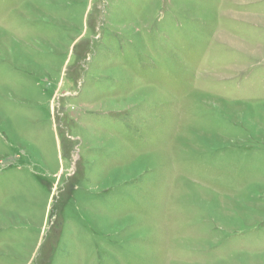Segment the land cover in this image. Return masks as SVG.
Listing matches in <instances>:
<instances>
[{"label":"rangeland","instance_id":"rangeland-1","mask_svg":"<svg viewBox=\"0 0 264 264\" xmlns=\"http://www.w3.org/2000/svg\"><path fill=\"white\" fill-rule=\"evenodd\" d=\"M0 264H264V0H0Z\"/></svg>","mask_w":264,"mask_h":264}]
</instances>
